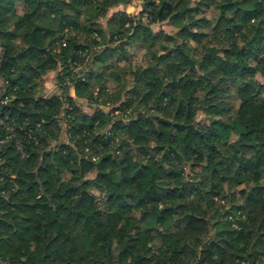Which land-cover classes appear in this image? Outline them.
I'll use <instances>...</instances> for the list:
<instances>
[{"label":"trees","instance_id":"1","mask_svg":"<svg viewBox=\"0 0 264 264\" xmlns=\"http://www.w3.org/2000/svg\"><path fill=\"white\" fill-rule=\"evenodd\" d=\"M128 1L0 0V263L264 264V0Z\"/></svg>","mask_w":264,"mask_h":264},{"label":"rangeland","instance_id":"2","mask_svg":"<svg viewBox=\"0 0 264 264\" xmlns=\"http://www.w3.org/2000/svg\"><path fill=\"white\" fill-rule=\"evenodd\" d=\"M142 2L143 0H129L128 3L126 5H118L116 8L112 9L109 11L108 13V18H110L114 12L117 11H121L124 12L123 14L126 15H130V16H135L138 15L139 12L141 11V6H142ZM146 16V15H144ZM107 19H104L103 21L106 23ZM152 30L154 32L157 31H163L171 36H175V32L176 29H174V27L171 26V24L167 23V22H163L160 24H155L152 27ZM108 45H112L111 43H108ZM112 60L115 63H118L119 65L123 66H127V65H143L145 64V56L144 53L139 50L138 48H134V47H130L128 54L126 55H121L119 57H114L112 58ZM260 78V81L264 82V78ZM109 88H112L109 86ZM44 94H60L61 91L58 88V86L56 85L55 82V73H50L48 74L45 78H44V82H43V91ZM71 95H73V92H70ZM76 104L79 108V112L81 114H93L94 112H96L97 110H104V111H109L111 106H103L101 104H94L91 102H88L86 99H76ZM198 120H200L202 125H206L207 121L203 118V116H199ZM127 122V126L131 127V121L128 119L126 120ZM64 126V125H63ZM64 128V127H63ZM59 141L61 143H65L66 142V137L64 135V132L62 130V133L60 135V139ZM241 186H237V188H240ZM2 264V263H0Z\"/></svg>","mask_w":264,"mask_h":264},{"label":"water","instance_id":"3","mask_svg":"<svg viewBox=\"0 0 264 264\" xmlns=\"http://www.w3.org/2000/svg\"><path fill=\"white\" fill-rule=\"evenodd\" d=\"M0 65H1V63H2V61H3V59H4V55H3V51H2V49H1V46H0ZM3 94H4V92H3V90H1L0 91V98L3 96Z\"/></svg>","mask_w":264,"mask_h":264},{"label":"built area","instance_id":"4","mask_svg":"<svg viewBox=\"0 0 264 264\" xmlns=\"http://www.w3.org/2000/svg\"><path fill=\"white\" fill-rule=\"evenodd\" d=\"M6 139H7V137H5L4 140H1V141H0V147H1V145L4 143V141H6Z\"/></svg>","mask_w":264,"mask_h":264}]
</instances>
